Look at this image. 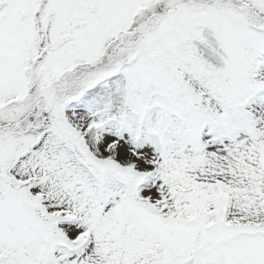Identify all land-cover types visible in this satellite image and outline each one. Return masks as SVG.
Here are the masks:
<instances>
[{
	"label": "snow or ice",
	"instance_id": "6c2138e0",
	"mask_svg": "<svg viewBox=\"0 0 264 264\" xmlns=\"http://www.w3.org/2000/svg\"><path fill=\"white\" fill-rule=\"evenodd\" d=\"M0 264H264V0H0Z\"/></svg>",
	"mask_w": 264,
	"mask_h": 264
}]
</instances>
